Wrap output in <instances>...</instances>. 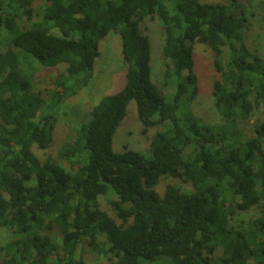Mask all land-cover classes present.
Returning a JSON list of instances; mask_svg holds the SVG:
<instances>
[{
	"label": "trees",
	"instance_id": "obj_1",
	"mask_svg": "<svg viewBox=\"0 0 264 264\" xmlns=\"http://www.w3.org/2000/svg\"><path fill=\"white\" fill-rule=\"evenodd\" d=\"M237 10L238 0H0V229L12 234L0 264H86L82 243L107 264H264V213L232 224L264 206V61L247 50ZM144 21L163 27L162 87L151 81ZM110 33L121 39L124 87L79 125L60 153L66 168L40 162L33 149H49L57 109L87 85ZM195 43L213 53L220 126L189 110ZM58 65L66 74L45 100L32 73ZM131 101L143 134L163 126L147 154L113 150ZM107 196L119 222L98 203Z\"/></svg>",
	"mask_w": 264,
	"mask_h": 264
},
{
	"label": "rangeland",
	"instance_id": "obj_2",
	"mask_svg": "<svg viewBox=\"0 0 264 264\" xmlns=\"http://www.w3.org/2000/svg\"><path fill=\"white\" fill-rule=\"evenodd\" d=\"M101 4L105 0H98ZM202 3L229 4L230 0H198ZM240 10H237L238 18H244V44L251 55L257 56L264 61V0H238ZM44 4L36 2L34 4V14L42 10ZM242 12V13H240ZM37 19V18H35ZM26 21V19H24ZM142 32L148 37L150 43V67L151 81L157 87L163 85V72L167 61L163 58L162 50L164 45L163 27L158 21H144L141 24ZM193 48L194 70L198 78V94L192 102L191 113L202 124L208 126H220L223 120L214 107L213 84L219 79V74L215 70L213 63V53L203 44L195 43ZM99 57L95 59L91 78L87 85L77 91L76 95L66 99L57 109L55 120L53 121L52 141L49 149H33L34 155L40 162L50 161L66 168L65 161L60 157V153L70 147L75 139L76 130L79 125L88 120L91 109L107 95L118 93L125 85V65L121 55V39L119 35L110 33L99 43ZM33 84L37 93L45 100H48L47 91L52 89L55 80L66 74V66L58 65L50 69L39 67L34 68ZM163 92L169 96L171 90L165 88ZM258 118L256 117L251 123ZM163 126L150 129L147 134L142 133V127L137 118L136 105L134 101L128 103L125 118L119 125L113 138V150L120 153L125 147L141 152L148 153L149 138L156 132L162 131ZM238 130L244 137L250 135V127L246 126ZM165 183L158 188L164 189ZM118 199L114 196L99 197L98 203L114 220L119 222L116 211L112 203ZM264 213V206L253 209L246 213L238 212L234 216V227L241 226L258 218ZM50 237L55 243H60V234L57 231L50 233ZM12 240L10 231L0 229V246ZM77 258L86 264H107L103 256L93 254L85 243L79 245ZM0 261L2 254L0 253Z\"/></svg>",
	"mask_w": 264,
	"mask_h": 264
}]
</instances>
